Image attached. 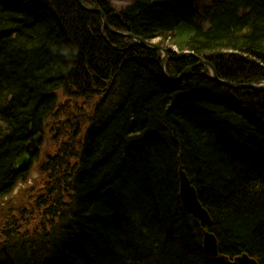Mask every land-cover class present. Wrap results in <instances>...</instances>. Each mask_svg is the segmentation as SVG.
Instances as JSON below:
<instances>
[{
	"label": "trees",
	"instance_id": "obj_1",
	"mask_svg": "<svg viewBox=\"0 0 264 264\" xmlns=\"http://www.w3.org/2000/svg\"><path fill=\"white\" fill-rule=\"evenodd\" d=\"M81 1L113 30L170 38L180 53L163 61L76 0H0V204L26 180L21 156L38 158L59 93L100 97L77 151L43 166L53 181L44 221L24 232L9 223L0 264H234L245 253L264 264V90L214 83L206 66L180 84L162 72L197 65L189 51L220 80L264 82V0ZM180 168L211 227L182 204Z\"/></svg>",
	"mask_w": 264,
	"mask_h": 264
},
{
	"label": "rangeland",
	"instance_id": "obj_2",
	"mask_svg": "<svg viewBox=\"0 0 264 264\" xmlns=\"http://www.w3.org/2000/svg\"><path fill=\"white\" fill-rule=\"evenodd\" d=\"M112 5L116 8L124 7L133 0H111ZM212 1V0H210ZM162 41L156 40L155 44L159 45ZM162 45V44H161ZM167 50L177 51V47L170 42H163ZM165 55V53L163 52ZM167 59V57H166ZM100 97L97 96L92 100H83L70 98L63 93H59L58 116L48 121L45 128V136L39 150L38 158L32 161L26 180L19 182L12 192L3 198L0 204V242L3 240L2 232L7 230L9 223L15 222L20 229L24 231L34 230L37 225L44 221L46 210L51 206V200L48 197V189L52 187L51 173L45 171L43 166L53 158L63 146L76 152L81 145L86 129L90 123V117L93 114L96 104ZM75 112L74 118L70 125L63 126V122L68 113ZM71 164L74 160L69 159ZM51 183V184H50ZM62 192V191H58ZM49 200L48 204H40L42 200Z\"/></svg>",
	"mask_w": 264,
	"mask_h": 264
},
{
	"label": "water",
	"instance_id": "obj_3",
	"mask_svg": "<svg viewBox=\"0 0 264 264\" xmlns=\"http://www.w3.org/2000/svg\"><path fill=\"white\" fill-rule=\"evenodd\" d=\"M77 1H78L79 5L84 10H86L87 12L99 13L101 15L104 14L103 11H99V10L94 9V8L93 9L87 8L83 4V1H81V0H77ZM105 25L108 29H111L107 22H105ZM111 32L116 33V34L121 35V36H125L121 32H118L115 30L113 31L112 29H111ZM128 36L133 38V40L135 42L140 43L142 45V47L145 49H148V48L154 49V50L160 49V51H162L160 46L158 47V46H155L149 42L148 43L144 42L142 39H140L138 37L135 38L132 35H128ZM164 53H165V56H164V58H165L167 56L166 54H168V51H167V53L166 52H164ZM198 66L208 67L210 69V71L212 72L213 81L222 82L218 79L217 72H215L213 66L208 61L203 60L199 63ZM222 83H224V85H228L231 88H237L238 87V85L236 86L235 84L230 83V82H226V83L222 82ZM243 87L256 89L252 85L243 86ZM29 164H30V157H28L27 155L23 156L21 158V160L17 163L16 169L18 172H22V171L28 169ZM179 172H180V183H181V193L180 194H181L182 204L184 205L186 210L189 211L190 214L192 216H194L197 220H199L203 225L211 227V225H212L211 216L208 215L207 211L204 209L203 205L200 203L198 193L196 192V189L192 185L188 175L186 174V172L183 171V168H180ZM204 237H205L204 248H206V251L208 252V254L211 257L218 258L219 257V247H218V241H217L216 236H214L212 233L210 234V233L206 232ZM234 264H259V263L257 260H255L254 258L250 257L248 254L245 253L244 255L237 257L234 261Z\"/></svg>",
	"mask_w": 264,
	"mask_h": 264
},
{
	"label": "bare ground",
	"instance_id": "obj_4",
	"mask_svg": "<svg viewBox=\"0 0 264 264\" xmlns=\"http://www.w3.org/2000/svg\"><path fill=\"white\" fill-rule=\"evenodd\" d=\"M77 1V0H76ZM214 0H212V1H210V0H197V6L198 7H207V6H210L211 4H212V2H213ZM79 4V3H78ZM84 4V3H83ZM125 5H128V4H125ZM80 6V5H79ZM87 7V6H86ZM88 8V7H87ZM92 9H93V7H91ZM91 8H89V9H91ZM95 9V8H94ZM97 10H99V11H103V10H100V9H97ZM86 11V10H85ZM104 12V11H103ZM91 13V12H90ZM92 13H94V12H92ZM96 14H99V13H96ZM99 15H101V14H99ZM101 16H103L102 17V21L104 22H107V20H108V18H107V15H106V13L104 12V14H102ZM105 22H104V24H105ZM108 23V25H109V22H107ZM105 27H106V25H105ZM107 28V27H106ZM108 29V28H107ZM112 29V28H111ZM111 29H108V31L110 32V33H112L111 32ZM113 30V29H112ZM114 31V30H113ZM122 34H124L125 36H121V35H118V36H121V37H123V38H125V37H129L128 35H132V36H134L135 38L136 37H138V36H135L134 34H132V33H127V32H121ZM114 34V33H113ZM116 34V33H115ZM129 38H131V37H129ZM138 38H140V37H138ZM160 38L161 37H159L158 38V40H160ZM132 40H133V38H131ZM140 39H142V38H140ZM143 40V39H142ZM144 42H147V41H145V40H143ZM161 41V40H160ZM171 41V39L169 38V39H167V40H165L164 42H170ZM135 42V41H134ZM149 43H151V44H153V45H155V46H160L161 47V50L163 51V52H166L167 53V51H168V54H166L167 56V58L169 57V55H170V53L171 52H176V53H180L179 51H178V49H177V51H174V50H172V49H170V50H167V49H165V47L164 46H162L161 44H159V45H156L155 44V42H156V40H153V41H148ZM147 42V43H148ZM136 43H138V42H136ZM171 43H172V41H171ZM140 44V43H139ZM141 45V44H140ZM142 46V45H141ZM143 48V47H142ZM145 49V48H144ZM148 49H150V48H148ZM152 50H154V49H152ZM160 50V49H159ZM158 50V51H159ZM161 51V52H162ZM165 56V55H164ZM164 56H163V60H165L166 59V57L164 58ZM184 56H195L196 57V59L199 61V63L201 62V61H203V60H205V59H202V58H200V57H197L196 55H195V53H191V52H189V51H187L185 54H184ZM206 61V60H205ZM209 62V61H208ZM199 63L197 64V65H195V66H193V67H190V68H187V69H185L184 71H182V74H179L177 77H173V76H170L169 74H167L166 72H165V68L162 70V72H163V74H165L166 75V77H167V79L170 81V82H173V83H175V84H180L181 82H182V80L186 77V75L187 74H189L188 72H190V71H192L194 68H196V67H200V66H198L199 65ZM210 63V62H209ZM211 64V63H210ZM214 68V67H213ZM209 69V68H208ZM210 70V69H209ZM215 70V69H214ZM211 72V71H210ZM215 72H216V70H215ZM212 73V72H211ZM217 76H218V74H217ZM218 79H219V77H218ZM220 80V79H219ZM212 81H213V79H212ZM220 81H222V82H225V81H223V80H220ZM214 83L216 82V83H219V84H221V85H224V83H222V82H219V81H213ZM226 82H230V81H226ZM225 82V83H226ZM230 83H233V84H235L236 86L238 85V87L237 88H231V87H229L228 85H224V86H228L229 88H231V89H247V90H249V89H252V90H258V91H260V90H264V82H261V83H259V84H253V83H248V84H245V83H234V82H230ZM248 85H252V86H254L256 89H254V88H244L243 86H248ZM47 126V125H46ZM89 126V125H88ZM66 146H63V148H65ZM62 148V149H63ZM61 151V150H60ZM28 156V157H30L28 154H25V155H23V156ZM23 156H21V158L23 157ZM21 160V159H20ZM19 160V161H20ZM18 161V162H19ZM17 162V163H18ZM17 165V164H16ZM31 165H32V158L30 157V164H29V167H28V169L27 170H24V171H22V172H28L29 170H30V167H31ZM15 172H16V174H18V173H22V172H18L17 171V169H16V166H15ZM192 185H193V183H192ZM194 186V185H193ZM195 188V187H194ZM197 192V191H196ZM181 193V184H180V189H179V194ZM180 196H181V194H180ZM198 197H199V194H198ZM199 201H200V199H199ZM200 203H201V201H200ZM203 205V204H202ZM204 207V206H203ZM186 209V208H185ZM204 209H205V207H204ZM206 210V209H205ZM187 211V210H186ZM207 211V210H206ZM187 212H189V211H187ZM190 213V212H189ZM208 213V212H207ZM191 215V214H190ZM209 215V214H208ZM192 216V215H191ZM211 216V215H210ZM194 217V216H193ZM195 218V217H194ZM196 219V218H195ZM212 219V218H211ZM197 220V219H196ZM197 221H199V220H197ZM199 223H201L200 221H199ZM201 225H203L202 223H201ZM203 226H206V225H203ZM206 227H208V226H206ZM206 232H208V233H212L213 235H214V233L212 232V231H209L208 229H206L205 231H204V235H203V237L205 236V233ZM215 236V235H214ZM217 238V237H216ZM204 241H205V237H204ZM217 241H218V239H217ZM206 249V248H205ZM207 252V251H206ZM208 253V252H207ZM209 255V254H208ZM210 256V255H209Z\"/></svg>",
	"mask_w": 264,
	"mask_h": 264
},
{
	"label": "flooded vegetation",
	"instance_id": "obj_5",
	"mask_svg": "<svg viewBox=\"0 0 264 264\" xmlns=\"http://www.w3.org/2000/svg\"><path fill=\"white\" fill-rule=\"evenodd\" d=\"M75 116V112H71V113H68L67 116H66V119H64L63 122L59 121L63 126L67 127L68 125H70V121L74 118Z\"/></svg>",
	"mask_w": 264,
	"mask_h": 264
}]
</instances>
